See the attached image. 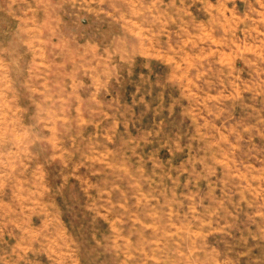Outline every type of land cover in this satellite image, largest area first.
Here are the masks:
<instances>
[{"label":"rangeland","instance_id":"rangeland-1","mask_svg":"<svg viewBox=\"0 0 264 264\" xmlns=\"http://www.w3.org/2000/svg\"><path fill=\"white\" fill-rule=\"evenodd\" d=\"M0 264H264V0H0Z\"/></svg>","mask_w":264,"mask_h":264}]
</instances>
